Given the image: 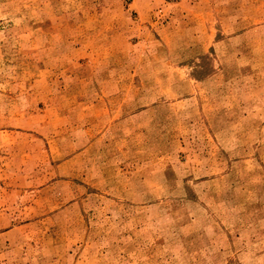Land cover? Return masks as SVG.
<instances>
[{"label":"rangeland","instance_id":"obj_1","mask_svg":"<svg viewBox=\"0 0 264 264\" xmlns=\"http://www.w3.org/2000/svg\"><path fill=\"white\" fill-rule=\"evenodd\" d=\"M0 264H264V0H0Z\"/></svg>","mask_w":264,"mask_h":264}]
</instances>
